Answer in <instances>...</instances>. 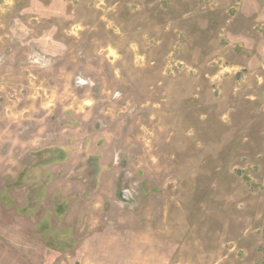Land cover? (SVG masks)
<instances>
[{"label":"rangeland","instance_id":"1","mask_svg":"<svg viewBox=\"0 0 264 264\" xmlns=\"http://www.w3.org/2000/svg\"><path fill=\"white\" fill-rule=\"evenodd\" d=\"M0 264H264V0H0Z\"/></svg>","mask_w":264,"mask_h":264}]
</instances>
